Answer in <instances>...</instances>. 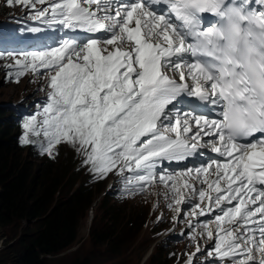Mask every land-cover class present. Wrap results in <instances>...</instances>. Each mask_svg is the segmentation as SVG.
<instances>
[{"label": "snow or ice", "instance_id": "obj_1", "mask_svg": "<svg viewBox=\"0 0 264 264\" xmlns=\"http://www.w3.org/2000/svg\"><path fill=\"white\" fill-rule=\"evenodd\" d=\"M5 2L30 8V18L49 27L93 34L7 53L17 82L41 70L48 80L42 108L23 121L21 142L39 143L49 156L69 143L97 176L131 173L126 185L140 191L158 180L177 218L196 197L190 218L218 211L199 233L214 241L207 257L264 264V0ZM185 98L208 112L219 108V118L185 110ZM203 148L219 158L157 174L165 160L184 161Z\"/></svg>", "mask_w": 264, "mask_h": 264}, {"label": "trees", "instance_id": "obj_2", "mask_svg": "<svg viewBox=\"0 0 264 264\" xmlns=\"http://www.w3.org/2000/svg\"><path fill=\"white\" fill-rule=\"evenodd\" d=\"M3 117L0 113V225L10 226L11 229L18 227L20 230L18 221L26 220L32 221L34 229L30 231L25 227L15 231L8 243L10 253L4 259L1 253L0 263L48 264V256L58 254L75 242L79 223L92 205L94 195L91 188L82 182L73 188L75 182L71 178L74 173L66 177L63 175L68 170H59L61 174L43 171V175L36 174L30 161L24 162L23 157H16L21 149L13 137L14 132H8V124ZM40 162L48 164L50 161L43 158ZM52 164L58 169L57 164ZM106 210L103 216L105 226L101 231L95 230L96 218L93 217L89 239L97 244L106 243L115 252L120 242L118 231L124 214L119 216L111 207ZM159 251L162 255L159 260L156 259L158 263L170 253L169 248L163 250L160 246L148 259L155 262L153 259Z\"/></svg>", "mask_w": 264, "mask_h": 264}, {"label": "rangeland", "instance_id": "obj_3", "mask_svg": "<svg viewBox=\"0 0 264 264\" xmlns=\"http://www.w3.org/2000/svg\"><path fill=\"white\" fill-rule=\"evenodd\" d=\"M0 75V100L12 99L15 100L25 93H33L37 89L30 82H20L19 84H5ZM27 86L30 88L25 89ZM5 116L4 113H1ZM13 131L11 128L8 129V132ZM26 148L22 149V153L18 154L16 157H23V161H30L32 164V169L36 174H42L47 172H52L53 174L60 173L59 170L64 172L65 170L72 171L74 170L75 165V153L71 146H64L61 148V153L56 161L53 163L43 164L39 159L32 158L27 152ZM77 166V165H76ZM75 166V167H76ZM68 171H65L63 175L66 177ZM76 174L72 175L75 177L73 182H81L84 180V172L79 170ZM61 172V173H62ZM60 173V174H61ZM73 188L77 185L74 183ZM95 185L91 190L94 194V200L92 205L89 206V210L86 211L85 216L81 219L79 223V228L77 232V237L75 242L71 247L64 249L56 255L48 256V264H160L162 261H166L167 264H170L169 255L165 260H162L158 263L162 252H158L154 257V261H150L145 258V255L150 251L151 247L147 250L148 245H154L159 238H154L153 223L151 221L150 215L143 204L137 203L136 201L126 202L123 204L114 203L111 200H103L105 197V190L102 187L100 190ZM72 188V189H73ZM90 188V187H89ZM112 203V205H111ZM103 206L102 209L100 207ZM105 207V208H104ZM111 207L119 216L124 214V221L121 222L120 231L118 233L119 246L114 252L112 248L105 244H97L90 241L89 230L90 224L93 217L96 218L95 230L101 231L104 228L105 220L103 216L107 213L106 208ZM130 214V215H128ZM129 221V222H128ZM20 230L26 227V230L33 231L34 227L32 221L28 222L26 220L18 221ZM131 225V226H130ZM123 227V228H121ZM131 228V230H128ZM19 228L15 227L11 229L10 226H1L0 225V249L3 250L0 252L4 255L2 259L6 258L7 254L10 253V247L8 243L11 242L12 236L15 231H18ZM19 230V231H20ZM151 231V232H150ZM164 235V234H163ZM90 238V239H89ZM5 247V248H4ZM7 251H5V249ZM5 251V252H4ZM147 251V252H146ZM14 255V254H12ZM157 259V260H156ZM203 259V258H202ZM210 259V258H209ZM200 263H204L201 261ZM2 264V263H0ZM5 264H12L11 262Z\"/></svg>", "mask_w": 264, "mask_h": 264}, {"label": "bare ground", "instance_id": "obj_4", "mask_svg": "<svg viewBox=\"0 0 264 264\" xmlns=\"http://www.w3.org/2000/svg\"><path fill=\"white\" fill-rule=\"evenodd\" d=\"M43 175V174H42ZM119 232V231H118Z\"/></svg>", "mask_w": 264, "mask_h": 264}]
</instances>
